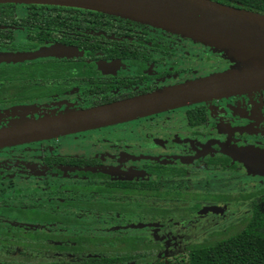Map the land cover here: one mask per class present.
Listing matches in <instances>:
<instances>
[{"label":"flooded vegetation","instance_id":"1","mask_svg":"<svg viewBox=\"0 0 264 264\" xmlns=\"http://www.w3.org/2000/svg\"><path fill=\"white\" fill-rule=\"evenodd\" d=\"M211 1L264 15V3L257 8L247 0ZM47 49L66 52H39ZM234 65L213 47L128 19L0 3V130L123 104ZM69 140L74 151L63 149ZM12 153L30 160L11 162ZM209 171L264 179V89L0 147V264H80L90 252L73 248L92 245H78L69 239L74 236L104 237L112 250L120 238L146 237L157 246L154 262L169 264L167 254L182 248L186 258L178 264L192 248L227 239L248 220L258 219L263 227L254 230L264 234V185L243 194L185 190ZM15 179L24 186H13ZM233 208L235 221L201 240L185 237L195 218ZM99 221L115 223L116 233H92L101 229ZM132 221L152 233L121 232ZM173 227L182 236L165 231ZM20 232L51 249L24 251L15 243ZM144 260L141 255L133 263Z\"/></svg>","mask_w":264,"mask_h":264},{"label":"water","instance_id":"2","mask_svg":"<svg viewBox=\"0 0 264 264\" xmlns=\"http://www.w3.org/2000/svg\"><path fill=\"white\" fill-rule=\"evenodd\" d=\"M0 3L74 7L128 19L213 47L235 64L223 74L123 104L0 130V147L101 127L185 103L264 89V15L211 0H0ZM41 51L54 55L66 52ZM37 53L23 56L35 57Z\"/></svg>","mask_w":264,"mask_h":264},{"label":"trees","instance_id":"3","mask_svg":"<svg viewBox=\"0 0 264 264\" xmlns=\"http://www.w3.org/2000/svg\"><path fill=\"white\" fill-rule=\"evenodd\" d=\"M247 1L257 8L260 7V4L264 3V0ZM257 14H260V12ZM31 219L34 220L35 218L32 217ZM60 221L62 220L60 219ZM262 227L263 225L258 219L248 220L240 231L235 234L231 233V236L227 239L213 245H201L200 249L192 248L187 253L186 261H181L178 264H264V234L254 230ZM36 238H38L36 235H23L20 232L16 234L15 243L24 251L33 253L51 249V247L46 246L42 242L36 243ZM69 239L77 241V244L79 240L81 243H91L92 245L91 248H88L78 244L79 247L75 246L73 248L79 254L83 253L85 248L90 252L91 256L84 258V260L80 261V264H116L117 262L134 264L133 261L135 262L141 255L145 258L143 264H165L163 261L154 262L157 246L154 247V244L146 237L139 239L120 238L116 240L120 245L115 250L111 249L108 239H104V237L74 236ZM141 245H143V252L140 249ZM34 261L32 264H38L37 260ZM18 264L23 263L20 261Z\"/></svg>","mask_w":264,"mask_h":264},{"label":"rangeland","instance_id":"4","mask_svg":"<svg viewBox=\"0 0 264 264\" xmlns=\"http://www.w3.org/2000/svg\"><path fill=\"white\" fill-rule=\"evenodd\" d=\"M63 149L69 152L74 151L73 141L72 140L66 141L65 147H63ZM6 150L7 149L2 150V151L5 152ZM45 153H48V152H45ZM23 156L25 155H19L18 153H15L12 156L11 162H14L15 160H30V158H27V157L22 158ZM19 157L21 159H17ZM201 177H202L201 179L196 180V181H191L190 184H187L185 190H188L190 192H200V193L231 192L233 194H243L245 192L251 191L254 188H258L264 185L263 178H259V177L250 178L241 173L230 175V174H222L218 172L216 173V172L209 171V172L202 173ZM13 186H24V185L19 179H15ZM26 195L27 194H25V197ZM248 207L249 205H247L246 207H243L242 210H248ZM262 209L264 211V207ZM233 211H234V208L230 209L228 212H225V214L221 216L216 215V216L202 218V219L195 218L194 220L197 221L195 225L196 227L194 229L188 230L187 233H185V237L188 238L186 234L188 236H192L193 237L192 242L201 240L202 238L207 236L211 231H215L219 229L220 227H222L223 225H226L230 221H235V219L238 218L237 217L238 214L233 216ZM29 213L30 212L27 211V215H29ZM108 223L109 221H106V222L99 221L97 225L100 226L101 229H97L96 231L92 233L114 235L116 233L114 230L117 229L115 227L116 225L115 223H112V225L111 224L109 225ZM133 224H135L133 221L130 222L129 223L130 226H126L125 229H121L122 230L121 232L127 231L128 233H132V234L133 233H137V234L144 233V235L152 233V231L149 229L150 227L144 224H141L136 227L132 226ZM178 230L180 229L173 227V228L166 229L165 231H169L172 234H174ZM177 233L180 234L179 236H182L181 231ZM182 258L185 259L186 255L183 253L182 248H179L177 250L172 251L171 253H168L164 260H166L167 263L169 264H175L176 260H179Z\"/></svg>","mask_w":264,"mask_h":264}]
</instances>
